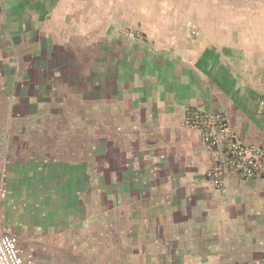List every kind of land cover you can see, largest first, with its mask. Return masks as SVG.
<instances>
[{"label": "crops", "instance_id": "1", "mask_svg": "<svg viewBox=\"0 0 264 264\" xmlns=\"http://www.w3.org/2000/svg\"><path fill=\"white\" fill-rule=\"evenodd\" d=\"M263 94L264 0H0V234L32 264H264V178L215 186L184 124L264 149Z\"/></svg>", "mask_w": 264, "mask_h": 264}, {"label": "built area", "instance_id": "2", "mask_svg": "<svg viewBox=\"0 0 264 264\" xmlns=\"http://www.w3.org/2000/svg\"><path fill=\"white\" fill-rule=\"evenodd\" d=\"M257 112L264 116V94L258 100ZM184 124L197 130L201 141L216 154L215 161L206 171V178L218 186L223 175L241 178H264V149L243 144L226 117L188 111ZM33 256L19 245L10 233L0 234V264H32Z\"/></svg>", "mask_w": 264, "mask_h": 264}, {"label": "rangeland", "instance_id": "3", "mask_svg": "<svg viewBox=\"0 0 264 264\" xmlns=\"http://www.w3.org/2000/svg\"><path fill=\"white\" fill-rule=\"evenodd\" d=\"M22 243V242H21ZM20 243V241H19V245H20V247L25 251V252H27V253H29V252H31L32 250L31 249H29L28 247H27V244L26 243H22L21 244ZM33 252V251H32Z\"/></svg>", "mask_w": 264, "mask_h": 264}]
</instances>
